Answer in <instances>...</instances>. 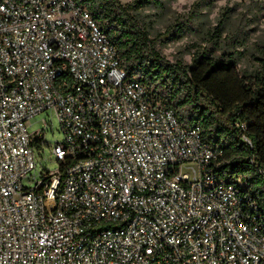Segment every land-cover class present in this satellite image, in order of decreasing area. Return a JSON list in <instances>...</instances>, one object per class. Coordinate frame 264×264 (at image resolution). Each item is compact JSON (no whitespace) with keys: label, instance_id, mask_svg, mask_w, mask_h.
<instances>
[{"label":"built area","instance_id":"1","mask_svg":"<svg viewBox=\"0 0 264 264\" xmlns=\"http://www.w3.org/2000/svg\"><path fill=\"white\" fill-rule=\"evenodd\" d=\"M45 112L53 171L27 132ZM221 156L127 76L84 7L0 0V264H264V211Z\"/></svg>","mask_w":264,"mask_h":264},{"label":"trees","instance_id":"2","mask_svg":"<svg viewBox=\"0 0 264 264\" xmlns=\"http://www.w3.org/2000/svg\"><path fill=\"white\" fill-rule=\"evenodd\" d=\"M74 2L87 10L114 46L127 76L171 109L183 127L198 126L202 141L222 151L217 175L241 183L264 211V51L253 71L240 69L236 53L217 47L216 28L210 35L211 48L193 55L190 65L169 63L130 15L161 7L162 0H135L127 5L118 0ZM185 24L177 25V30L183 31Z\"/></svg>","mask_w":264,"mask_h":264},{"label":"rangeland","instance_id":"3","mask_svg":"<svg viewBox=\"0 0 264 264\" xmlns=\"http://www.w3.org/2000/svg\"><path fill=\"white\" fill-rule=\"evenodd\" d=\"M118 1L127 5L135 0ZM161 4V7H148L130 15L147 31L156 50L167 62L190 65L193 55L211 48L210 35L219 28L217 47L231 55L236 53L240 57V69L253 71L256 67V60L264 51V0H162ZM188 19L192 21L187 23ZM180 23L186 24L179 32L177 25ZM29 123V134L39 132L33 144L35 148L41 139L44 143L41 152L34 151L37 169L55 170L57 164L48 156V146L62 142L56 116L50 112L41 113Z\"/></svg>","mask_w":264,"mask_h":264}]
</instances>
